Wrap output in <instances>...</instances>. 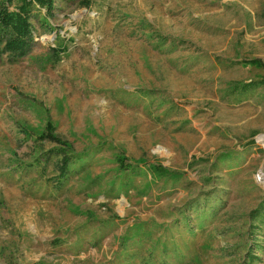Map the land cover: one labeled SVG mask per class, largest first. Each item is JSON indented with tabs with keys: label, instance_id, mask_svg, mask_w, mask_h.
<instances>
[{
	"label": "rangeland",
	"instance_id": "obj_1",
	"mask_svg": "<svg viewBox=\"0 0 264 264\" xmlns=\"http://www.w3.org/2000/svg\"><path fill=\"white\" fill-rule=\"evenodd\" d=\"M30 20L27 52L0 43V264H264V66L243 63L264 61V0Z\"/></svg>",
	"mask_w": 264,
	"mask_h": 264
},
{
	"label": "trees",
	"instance_id": "obj_2",
	"mask_svg": "<svg viewBox=\"0 0 264 264\" xmlns=\"http://www.w3.org/2000/svg\"><path fill=\"white\" fill-rule=\"evenodd\" d=\"M13 3L14 7L9 8V5ZM33 6L45 7V11L52 12L53 0H0V43L3 42L2 49L4 51L22 55L29 50L34 36V27L30 20ZM243 63L264 66V61L257 57L244 59ZM251 84H253L251 81L244 82L241 83V86L245 88ZM41 136L57 143V148L50 150L61 154L59 168L64 171L70 159L69 146L65 145L67 142L55 133L50 121L47 122L46 129ZM119 159V165H123V156H120Z\"/></svg>",
	"mask_w": 264,
	"mask_h": 264
},
{
	"label": "built area",
	"instance_id": "obj_3",
	"mask_svg": "<svg viewBox=\"0 0 264 264\" xmlns=\"http://www.w3.org/2000/svg\"><path fill=\"white\" fill-rule=\"evenodd\" d=\"M263 172H264V170H263V171H261V178L264 176V175H263Z\"/></svg>",
	"mask_w": 264,
	"mask_h": 264
},
{
	"label": "water",
	"instance_id": "obj_4",
	"mask_svg": "<svg viewBox=\"0 0 264 264\" xmlns=\"http://www.w3.org/2000/svg\"><path fill=\"white\" fill-rule=\"evenodd\" d=\"M72 16H73V17H75V16H76V14H73Z\"/></svg>",
	"mask_w": 264,
	"mask_h": 264
},
{
	"label": "bare ground",
	"instance_id": "obj_5",
	"mask_svg": "<svg viewBox=\"0 0 264 264\" xmlns=\"http://www.w3.org/2000/svg\"><path fill=\"white\" fill-rule=\"evenodd\" d=\"M263 175H264V172H263ZM263 177H264V176H263ZM263 177H262V178H263Z\"/></svg>",
	"mask_w": 264,
	"mask_h": 264
}]
</instances>
